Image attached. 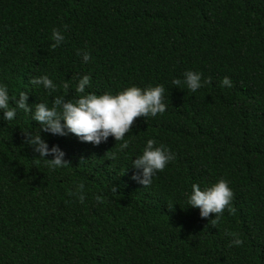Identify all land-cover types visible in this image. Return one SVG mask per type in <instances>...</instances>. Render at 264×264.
Returning a JSON list of instances; mask_svg holds the SVG:
<instances>
[{
	"label": "trees",
	"instance_id": "16d2710c",
	"mask_svg": "<svg viewBox=\"0 0 264 264\" xmlns=\"http://www.w3.org/2000/svg\"><path fill=\"white\" fill-rule=\"evenodd\" d=\"M53 27L65 36L55 48ZM185 69L202 74L194 92ZM44 73L54 92L29 83ZM85 73L97 94L162 83L167 107L134 117L122 151L111 135L93 145L44 132L22 109L0 120V264H264V0H0V83L10 97L74 99ZM24 130L59 145L69 163L48 168ZM149 137L175 158L143 186L130 161ZM220 177L233 197L213 223L184 194Z\"/></svg>",
	"mask_w": 264,
	"mask_h": 264
},
{
	"label": "clouds",
	"instance_id": "9594fccd",
	"mask_svg": "<svg viewBox=\"0 0 264 264\" xmlns=\"http://www.w3.org/2000/svg\"><path fill=\"white\" fill-rule=\"evenodd\" d=\"M67 28V25H63ZM51 44L49 47H57L64 39V33L57 27L51 30ZM77 55L82 62H87L90 53L86 49H76ZM201 72L198 70L185 69L183 82L187 89L196 91L202 85ZM207 79V78H205ZM90 76L85 73L79 76L75 84V91L82 93L76 98L65 99V95L52 96L51 104L47 101L29 104L27 102V92L19 90L16 96L10 97L8 86L0 83V120L10 121L22 109L25 113H31L32 120L39 122L40 129L53 135H65L73 133L80 141L91 142L93 145L106 141L111 135L114 140L120 141L118 150H124L129 146V139L125 138V133L131 130L134 117L143 115L156 116L163 113L167 107L164 102L163 93L165 91L162 83L128 84L115 93L105 90L99 94L86 91L89 85ZM31 86H42L47 92H54L56 83L46 73L30 76ZM171 83L179 85L181 80L173 77ZM220 83L231 86V79L227 75L223 76ZM68 80L63 82V88L68 89ZM10 99L13 100L10 106ZM26 142L32 147L36 157L43 158V162L50 169L62 167L69 163L65 159L64 150L57 144L49 146L48 142L42 138L39 131L33 133L31 130L23 131ZM115 155V154H114ZM50 156V158H46ZM130 161L133 168L132 179L145 186L152 182V178L157 171L163 170L168 162L175 158L173 151L162 143L156 142L149 137L143 144L142 150ZM229 180L220 177L214 182L201 187L198 183L191 184V191L186 192L185 198L188 206L198 208L201 217H208L209 213H214L213 223L220 219V214L225 207L231 210L233 190L229 186ZM78 189H83L84 184L77 185ZM112 190L116 191V186L112 185ZM78 199L84 200L83 191L74 192ZM96 200H101L100 195H96ZM232 237L230 244L240 245L242 240L236 232L225 230Z\"/></svg>",
	"mask_w": 264,
	"mask_h": 264
}]
</instances>
